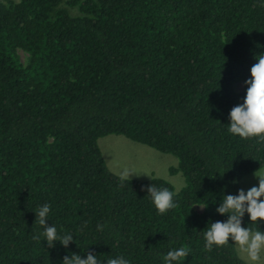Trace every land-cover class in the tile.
<instances>
[{
    "label": "trees",
    "instance_id": "1",
    "mask_svg": "<svg viewBox=\"0 0 264 264\" xmlns=\"http://www.w3.org/2000/svg\"><path fill=\"white\" fill-rule=\"evenodd\" d=\"M261 53V0L0 1V264H165L180 246V264H246L234 242L206 247L204 230L264 167V140L228 130ZM109 135L174 155L186 186L121 181L97 145ZM153 184L176 193L174 208H155ZM43 203L74 236L67 248L34 238Z\"/></svg>",
    "mask_w": 264,
    "mask_h": 264
},
{
    "label": "clouds",
    "instance_id": "2",
    "mask_svg": "<svg viewBox=\"0 0 264 264\" xmlns=\"http://www.w3.org/2000/svg\"><path fill=\"white\" fill-rule=\"evenodd\" d=\"M261 2L264 3V0ZM255 60L256 63L249 70V77L243 82L246 87L242 103L233 106L228 113V130L241 138L257 137L264 140V53L256 55ZM134 176L138 175L127 167L119 173L121 181H130ZM254 176L258 182L247 191L239 189L235 195L223 196L217 211L219 214H227V219L210 223L204 230V238L209 249L213 244L234 242L252 264H264V229L259 226L260 222H264V170L256 171ZM148 193L151 202L162 214L176 206V193L167 187L158 188L153 184L148 187ZM51 211L49 203L38 207L35 217L40 230L34 238L40 239L42 236L48 248H54L57 242L67 248L74 241V236L67 232L61 234L55 224L47 223ZM245 215L247 223L243 219ZM249 222L255 224V227L247 226ZM188 253L189 249L185 246L171 248L163 259L165 264H180ZM61 264H130V261L122 255L103 262L94 254L81 258L79 254L73 253L65 255Z\"/></svg>",
    "mask_w": 264,
    "mask_h": 264
},
{
    "label": "rangeland",
    "instance_id": "3",
    "mask_svg": "<svg viewBox=\"0 0 264 264\" xmlns=\"http://www.w3.org/2000/svg\"><path fill=\"white\" fill-rule=\"evenodd\" d=\"M9 1L19 2L20 0ZM62 6L64 7V5ZM68 11L71 16L78 15L77 8H69ZM18 55L22 64L26 65L28 55L21 50L18 51ZM243 88L244 83L240 82L235 86V91L241 92ZM97 145L108 169L118 177L123 168L127 167L138 175L134 176L131 181L163 180L169 183L176 193L181 192L186 186V179L182 172L178 170L179 161L172 154L159 152L154 148L133 142L121 135L102 137L98 140ZM260 170H264V167ZM254 173L247 175L240 181L241 189L247 191L250 187L257 184L258 178L254 176ZM196 210L201 212L202 208L196 207ZM236 251L241 260L246 264H252L247 255L242 253L237 245ZM262 261H264V256H262Z\"/></svg>",
    "mask_w": 264,
    "mask_h": 264
}]
</instances>
